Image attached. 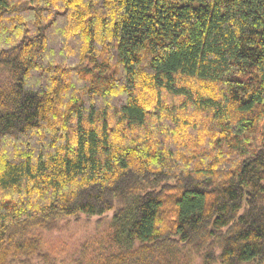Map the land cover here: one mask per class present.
Wrapping results in <instances>:
<instances>
[{
  "label": "trees",
  "instance_id": "obj_1",
  "mask_svg": "<svg viewBox=\"0 0 264 264\" xmlns=\"http://www.w3.org/2000/svg\"><path fill=\"white\" fill-rule=\"evenodd\" d=\"M109 214L85 264L264 263V0H0V264Z\"/></svg>",
  "mask_w": 264,
  "mask_h": 264
},
{
  "label": "rangeland",
  "instance_id": "obj_2",
  "mask_svg": "<svg viewBox=\"0 0 264 264\" xmlns=\"http://www.w3.org/2000/svg\"><path fill=\"white\" fill-rule=\"evenodd\" d=\"M113 214L102 217L83 216L64 225L62 231L44 233L46 251L53 258L51 264H85L87 257L95 249L96 242L103 237L111 225ZM36 264H43L36 261ZM191 264H203L196 255ZM264 264V263H254Z\"/></svg>",
  "mask_w": 264,
  "mask_h": 264
}]
</instances>
